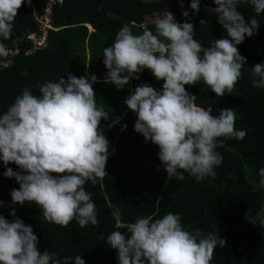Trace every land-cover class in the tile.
<instances>
[{
  "label": "clouds",
  "instance_id": "1",
  "mask_svg": "<svg viewBox=\"0 0 264 264\" xmlns=\"http://www.w3.org/2000/svg\"><path fill=\"white\" fill-rule=\"evenodd\" d=\"M55 1L49 0V15L44 19L47 28ZM25 3L31 0H0V70L12 65L11 50L4 42L12 37L17 11ZM213 3L216 7H206L205 11L215 14L226 38L215 39L209 46L194 39L190 12L184 10L180 0L186 22H177L166 10L155 20L154 30L144 28L140 34H133L124 25L103 50L107 69L103 82L117 90L139 79L138 74L145 69L157 81H163L160 90L138 85L124 103L136 114L134 131L146 143L158 146V158L167 177L177 181L185 179L184 173L196 183L214 178L215 168L223 161L216 150L223 143L220 138L240 141L247 134L235 127L239 117L233 108L220 109L214 116L210 109L197 105V97L188 93L185 85L203 84L217 97L234 92L246 65L238 46L258 31L256 16L264 13V0ZM243 5L252 7L256 16L246 19L238 10ZM189 7L192 14H198L200 0H190ZM205 24L207 21H200V25ZM250 69L253 87L264 89V63ZM98 82L95 74H69L67 79L60 77L38 85L39 95L26 87L0 112L3 176L14 178L19 185L10 191L12 205L34 203L44 221L61 227L73 220L80 228L98 223L92 193L85 188L87 183L95 185L108 175L109 141L100 125L109 116L96 104L93 85ZM119 122L115 117L113 124ZM10 163L18 170L8 167ZM259 176V186L264 188V168ZM10 215L14 217L11 221L0 214V264H85L79 255L58 258L54 252L40 251L32 226L17 217L14 208ZM112 215L119 229L120 210L114 209ZM246 219L264 226V210L255 216L246 214ZM124 227V232L114 230L106 238L107 245L117 252V264H211L215 249L226 244L216 232L189 230L190 226L181 223L179 213L137 217Z\"/></svg>",
  "mask_w": 264,
  "mask_h": 264
},
{
  "label": "trees",
  "instance_id": "2",
  "mask_svg": "<svg viewBox=\"0 0 264 264\" xmlns=\"http://www.w3.org/2000/svg\"><path fill=\"white\" fill-rule=\"evenodd\" d=\"M184 10L190 12L194 25V39L209 46L215 39L226 38L215 14L205 11L216 7L213 0H200V12L192 14L190 0H183ZM50 7L49 0H31L22 4L14 19L12 37L5 41L11 50V67L0 70V112L14 102L23 89L30 87L39 95L38 85L48 81L95 74L93 85L96 104L108 113L109 120H101V127L109 141V159L103 178L95 185H85L96 205L97 221L85 228L73 220L67 227L44 221L39 208L33 203L12 205L10 191L18 189L14 178H5V167L0 162V207L9 221L12 208L16 216L31 225L38 237V249L64 256H81L85 264H117V252L106 243L114 230L124 232V225L137 217L153 215L160 218L171 212L179 213L181 223L189 230L203 233L216 232L226 241L217 247L211 264H264V226L254 225L246 214L255 216L264 210V188L259 186V170L264 168V89L253 87L251 67L264 63V13L256 16L252 7L238 6L249 18L256 16L260 27L238 46L246 57L242 76L231 95L217 97L200 83L185 85L188 93L197 97L198 106L210 109L216 116L220 109L233 108L239 117L235 127L246 131L243 140L220 138L223 143L216 150L222 155V164L215 168L216 176L196 183L184 173L185 179H169L158 158L159 148L145 142L134 131L136 114L124 103L138 85L148 84L160 90L163 81H157L150 70L139 73L122 90L104 83L107 71L103 64V50L110 46L118 30L127 25L133 34L144 28L154 30V19L166 10L177 22H186L181 14L180 0H56L51 8V26L46 44L37 46L34 34H42L43 23ZM207 24L200 25V21ZM153 21V22H152ZM148 23V24H147ZM91 26V28L89 27ZM115 117L120 122L113 124ZM123 125H127L126 129ZM8 167L18 170L15 164ZM114 209L121 213V227H115Z\"/></svg>",
  "mask_w": 264,
  "mask_h": 264
},
{
  "label": "rangeland",
  "instance_id": "3",
  "mask_svg": "<svg viewBox=\"0 0 264 264\" xmlns=\"http://www.w3.org/2000/svg\"><path fill=\"white\" fill-rule=\"evenodd\" d=\"M160 17V16H159ZM158 16L153 20L154 22H155V20L156 19H158L159 18ZM47 20V19H46ZM46 20L44 21V20H41V22H44V25L42 26V30H43V33L42 34H34L33 35V40H34V42L38 45V44H42V45H44V44H46L45 43V37H46V34H47V30L45 29V28H47L46 27ZM152 21V22H153ZM148 24V23H147Z\"/></svg>",
  "mask_w": 264,
  "mask_h": 264
},
{
  "label": "bare ground",
  "instance_id": "4",
  "mask_svg": "<svg viewBox=\"0 0 264 264\" xmlns=\"http://www.w3.org/2000/svg\"><path fill=\"white\" fill-rule=\"evenodd\" d=\"M91 28V26H89Z\"/></svg>",
  "mask_w": 264,
  "mask_h": 264
}]
</instances>
